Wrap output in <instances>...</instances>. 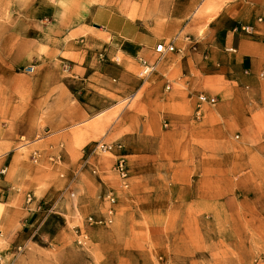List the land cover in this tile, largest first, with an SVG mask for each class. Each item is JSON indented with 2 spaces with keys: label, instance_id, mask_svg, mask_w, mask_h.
<instances>
[{
  "label": "rangeland",
  "instance_id": "obj_1",
  "mask_svg": "<svg viewBox=\"0 0 264 264\" xmlns=\"http://www.w3.org/2000/svg\"><path fill=\"white\" fill-rule=\"evenodd\" d=\"M92 1L0 0V143L23 157L29 164L21 163L28 181L37 182L7 185L9 171L2 167L1 197L13 206L27 194L44 200V207L56 201V212L46 218L42 210L37 211L39 216L23 219L28 227L26 248L15 259L7 254L4 260L15 264H264V151L254 145L255 138L241 149L234 129L229 136L207 142L190 138L189 127L196 129L195 121L201 119L191 118L189 106L185 111L176 106L167 127L162 115L145 120L135 113L125 117V109L139 108L140 96L128 80L127 86H132H126L128 95L106 113L97 114L95 120L110 119L93 139L121 140L127 147L126 189L111 172L107 154L100 157L102 170L107 171L103 182L84 174L75 197L70 196L71 190L65 192L67 178L60 177L68 166L39 165L42 155L35 149H45L36 145L43 134L41 100L57 77L74 89L77 79L72 67L84 61L79 62L72 43L87 36L83 23ZM115 55L121 57L119 52ZM182 63L181 58L172 62L178 70L174 77L181 76ZM31 66L33 72L25 71ZM155 75L148 77L149 82L156 80ZM204 92L192 89L188 96ZM254 121L264 130V117L257 115ZM11 138L13 143L5 142ZM41 179L53 192L40 193L48 186ZM106 190H115L117 214L109 225L86 228V245H77L75 227L85 228L88 215L102 217ZM75 203L80 216L73 211ZM4 244L0 237V255L7 251Z\"/></svg>",
  "mask_w": 264,
  "mask_h": 264
},
{
  "label": "crops",
  "instance_id": "obj_2",
  "mask_svg": "<svg viewBox=\"0 0 264 264\" xmlns=\"http://www.w3.org/2000/svg\"><path fill=\"white\" fill-rule=\"evenodd\" d=\"M84 19L83 26L88 28L86 38L76 45L72 43V47L77 48L79 62L84 61V64L72 67L77 79L74 89L68 88L67 82L57 77L55 86L42 98L43 134L36 145L45 146V149H35L41 152V167L68 166L60 174L62 179L67 178L65 192L71 190L69 194L75 195L84 174L103 182V174L107 171L102 170L100 157L106 153L95 152L86 166L84 159L96 141L93 138L108 126L110 119L105 116L95 120V117L106 113L128 95L129 81L134 84L136 95L140 93L137 98L139 108L125 109V117L135 113L145 120L147 116L158 118L162 115L164 127H167L176 106H182L183 111L189 106L191 118L201 119L195 121L196 129L192 125L189 127L190 138L207 142L229 136L234 129L238 132L241 149L252 144L255 138L254 145L264 151V130L254 121L257 115L264 117V0H95L87 6ZM241 26H249L252 31H235ZM169 41H173L180 51L159 57L155 47ZM86 43L89 46H85ZM101 52L103 58L99 56ZM117 52L121 57L115 55ZM115 57L120 58L119 62L114 61ZM139 57L154 65L147 76L155 73L154 82H149L151 76L145 81L138 78L136 58ZM178 58L183 62L179 68L181 76L174 77L178 70L172 62ZM192 89L206 91L205 94L217 99L216 104L203 106L200 115L196 116V96H188ZM53 94L55 97L51 99ZM99 140L123 143L121 140ZM5 142L13 143L14 138ZM4 147L0 143V169L5 168L10 175L6 184H36L27 179L21 163L24 167L29 164L23 157L11 146ZM123 153L128 158L125 145ZM46 155L53 156L54 160ZM109 161L112 168L114 160L110 155ZM93 167L97 169V175L91 173ZM39 182L48 185L40 193L53 192L46 180ZM3 185L0 181V205L3 206L0 209V237H4L3 248L7 251L0 255V263L8 264L10 260L3 257L13 256L16 246L28 237L26 218L32 219L40 213L33 210L32 204L29 206L31 211H27L25 199L15 204L17 207L10 199L3 200ZM64 196L65 193L62 198ZM102 201L100 210L104 216L107 206L104 196ZM114 210L116 215V205ZM73 211L80 216L77 203ZM20 218L26 220L21 222Z\"/></svg>",
  "mask_w": 264,
  "mask_h": 264
},
{
  "label": "built area",
  "instance_id": "obj_3",
  "mask_svg": "<svg viewBox=\"0 0 264 264\" xmlns=\"http://www.w3.org/2000/svg\"><path fill=\"white\" fill-rule=\"evenodd\" d=\"M241 30L243 32L249 33L252 31V28L249 26H241L235 28V31ZM180 49L176 48L173 41H169L166 43H160L155 47V52L158 53L159 57L168 54V53H174L179 52ZM100 58L104 57L103 52L99 54ZM120 58L115 57L114 61L119 62ZM137 62L139 65L138 68V76L142 79L146 78L149 74L152 73L154 69V65L149 64L144 58H137ZM34 68L27 67L25 71L28 73L33 72ZM166 89H169V86L166 85ZM217 102V99L213 96H209L205 93H199L196 95L195 98V114L196 116L200 115L201 109L205 105L214 106ZM124 145L121 142H115V143H109L105 142L103 140H97L92 143V145L89 147L86 157L84 159V166L89 164V159L92 154L95 152L98 153H106L113 157L114 163L112 166V170L116 174L117 178L120 182V187L122 189L128 188L129 185V166L128 161L126 158V154L123 153ZM34 162L38 161V154L34 153L32 157ZM50 160H54L53 156L50 157ZM5 170H2L1 172H4ZM91 173L94 175H97V169L91 168ZM74 194H70V196H73ZM105 200L107 202V207L105 210V215L99 218H96L93 215H88L84 218V227H75V234H76V244L79 246H85L88 241V232L86 228L94 227V226H106L112 223L113 216L115 214L114 205L116 202V193L115 190H108L105 194ZM25 203L27 205V211H31V207H29L31 204L33 205L34 211H42L44 217L46 218L47 215L51 213L56 212V201L54 203L49 204V206H46V202L44 200H35L31 194H27L25 197ZM38 229V228H37ZM26 244H20L16 246L15 251L13 252V259H15L17 256L22 254V252L25 250ZM1 264V263H0ZM8 264H15L14 261L10 262Z\"/></svg>",
  "mask_w": 264,
  "mask_h": 264
}]
</instances>
